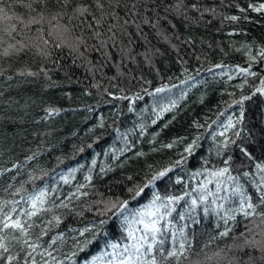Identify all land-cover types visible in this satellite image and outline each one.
<instances>
[{
	"label": "trees",
	"instance_id": "trees-1",
	"mask_svg": "<svg viewBox=\"0 0 264 264\" xmlns=\"http://www.w3.org/2000/svg\"><path fill=\"white\" fill-rule=\"evenodd\" d=\"M260 4L0 0V264H119L156 208L143 260L264 264Z\"/></svg>",
	"mask_w": 264,
	"mask_h": 264
},
{
	"label": "snow or ice",
	"instance_id": "snow-or-ice-1",
	"mask_svg": "<svg viewBox=\"0 0 264 264\" xmlns=\"http://www.w3.org/2000/svg\"><path fill=\"white\" fill-rule=\"evenodd\" d=\"M193 7H195V5H193ZM254 10L257 12L260 11H264V4H260L258 7H254ZM81 13H83L84 11H87L86 9H81L79 10ZM3 12V9H0V13ZM4 19H11L10 17H8L6 14L3 16ZM230 19L232 20H236L237 17L233 16ZM5 54H7V51L5 52ZM262 55H264V53H262ZM241 71L246 72L247 69H241ZM30 75H34V73H29ZM262 84H264V81H262ZM157 92H162L164 91L163 88H158L156 89ZM258 92L264 93V87L257 89ZM125 99H127V97H125ZM244 99H247V97H245ZM54 110L50 109L49 110V114H52ZM243 115V113L241 114ZM233 125L230 123L229 127H232ZM171 145H169L170 147ZM192 150V145H189L188 148L186 149V151H191ZM257 167H260L259 165H257ZM168 169H165L164 171L158 172L155 175L152 176L151 180L148 182L149 184L160 180L162 178L165 177L166 173H167ZM228 171L227 168L225 169H221L219 172L213 173V175L216 176H223L224 173H226ZM145 187H147V185H145ZM131 191V190H130ZM144 191L143 188L139 189L138 191H136L135 195L139 196L142 192ZM168 203L171 204L179 199H182V197H168ZM201 200L205 199V197H201ZM262 202H264V196L261 197ZM44 203L43 200V193H41L39 196H35L31 198V207H32V211L28 213L29 216L32 215H36L39 211H41L42 205ZM127 202H124L123 204H120V208H124L126 206ZM197 203L196 200L192 201V204L195 205ZM38 204L41 207H38ZM155 204V201H153V205ZM243 204H247V208L248 209H253L254 210V205H252L251 203H247L246 200H242V207H241V211H243L244 215L247 217L249 215H251L252 213L249 211H246L243 207ZM115 207V205L113 206ZM165 208H167V205L164 206ZM13 211H15V209H13ZM168 213H160L159 208H156L155 211H149L147 213L148 217H150V219L145 222L144 219H140L139 221H137V223L143 225V235L136 237L135 234L131 231H129L128 235L129 237H131L135 243L132 244L131 247V252L129 253V249L125 248L124 249V253L127 254L126 259H121L119 261V264H157V260L156 258L153 256L151 260H143L142 257L146 254V253H150L152 252L153 248L152 245L157 243V236L158 234H160L163 230V228H166L168 225L165 224L163 226H161L160 221L165 219V215H167ZM264 215V214H261ZM234 218V217H233ZM58 219V218H57ZM3 228L7 229V228H12L14 230H18L20 231L22 234H26V228L25 225L21 222L20 219H15L12 220L10 215H5L4 220H3ZM225 223H227V221H225ZM2 230V229H0ZM139 231V229H138ZM220 235L222 236H226L228 235V230L220 233ZM149 239H151L152 243H148ZM25 243H27V241H25ZM158 243L160 245L163 244V240H159ZM246 244H250L253 247H257L260 246L261 242L259 241H245ZM145 244L148 245L147 248H145ZM29 247H35V245H29ZM0 249H3L5 252L8 250L6 245L3 243V238L0 237ZM180 249L181 251L183 250V244L180 245ZM160 251H163L162 248L159 249ZM262 250H264V248H262ZM167 255L169 257H176L178 255V253L175 250L172 251H168ZM9 261H11L13 259V257H9L8 258ZM261 259H264V256H261Z\"/></svg>",
	"mask_w": 264,
	"mask_h": 264
},
{
	"label": "rangeland",
	"instance_id": "rangeland-1",
	"mask_svg": "<svg viewBox=\"0 0 264 264\" xmlns=\"http://www.w3.org/2000/svg\"><path fill=\"white\" fill-rule=\"evenodd\" d=\"M153 204V203H152Z\"/></svg>",
	"mask_w": 264,
	"mask_h": 264
}]
</instances>
